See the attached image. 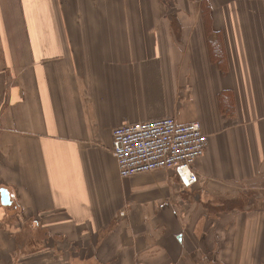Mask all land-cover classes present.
<instances>
[{"label": "crops", "instance_id": "0c3cea01", "mask_svg": "<svg viewBox=\"0 0 264 264\" xmlns=\"http://www.w3.org/2000/svg\"><path fill=\"white\" fill-rule=\"evenodd\" d=\"M12 1L0 264H264V0ZM162 118L208 138L191 188L117 173L113 130Z\"/></svg>", "mask_w": 264, "mask_h": 264}, {"label": "built area", "instance_id": "2783aa9c", "mask_svg": "<svg viewBox=\"0 0 264 264\" xmlns=\"http://www.w3.org/2000/svg\"><path fill=\"white\" fill-rule=\"evenodd\" d=\"M200 130L196 122L181 125L173 118L120 125L111 134V154L118 175L126 179L170 171L182 187H193L198 177L192 168L208 145L207 136Z\"/></svg>", "mask_w": 264, "mask_h": 264}, {"label": "rangeland", "instance_id": "374dc122", "mask_svg": "<svg viewBox=\"0 0 264 264\" xmlns=\"http://www.w3.org/2000/svg\"><path fill=\"white\" fill-rule=\"evenodd\" d=\"M164 1V0H163ZM193 1H195V0H193ZM0 9H2V11L3 12H5V10H7V5H13V6H15L16 4L14 3V1H12V2H7V0H0ZM133 4H132V2H130V7H129V9H130V11H128V8L127 7H125V6H123V7H118V9L119 10H123V12L124 13H134L133 12V9H135V11H141V8H137V7H134V6H132ZM199 6V5H198ZM196 4L194 5V9H196L197 10V7H198ZM9 7V6H8ZM168 8V7H167ZM166 7H165V5H162V8H161V11H162V13L164 12V10H166L167 9ZM170 8V7H169ZM199 8V13L202 15V11H203V9H205L204 8V6L203 5H201L200 4V6L198 7ZM10 11H12V7H11V10ZM7 12V14H6V16L7 15H9V11L7 10L6 11ZM16 12V11H15ZM12 13L13 14H15L13 11H12ZM136 13V12H135ZM138 13V12H137ZM169 13V12H168ZM18 14H19V12H18ZM16 15V14H15ZM205 18V16L203 17V19ZM5 24V23H4ZM3 24V25H4ZM9 24H12V25H15V29H16V26L18 27V24L16 23V24H14V23H9ZM9 24H7L8 26H9ZM19 25H21V24H19ZM18 29H19V27H18ZM259 186H256V188H255V192H256V195H258V194H260V195H258V196H262L261 194L263 193L262 192V189L261 188H258ZM258 188V189H257ZM247 190H250V189H247ZM8 192V191H7ZM264 194V193H263ZM256 199H258L257 197H256ZM257 206H260L259 204H256ZM262 206H264V205H262ZM263 253V250H261L260 251V255Z\"/></svg>", "mask_w": 264, "mask_h": 264}, {"label": "water", "instance_id": "95a60500", "mask_svg": "<svg viewBox=\"0 0 264 264\" xmlns=\"http://www.w3.org/2000/svg\"><path fill=\"white\" fill-rule=\"evenodd\" d=\"M0 204L3 207H10L9 193L6 190L0 189Z\"/></svg>", "mask_w": 264, "mask_h": 264}, {"label": "trees", "instance_id": "16d2710c", "mask_svg": "<svg viewBox=\"0 0 264 264\" xmlns=\"http://www.w3.org/2000/svg\"><path fill=\"white\" fill-rule=\"evenodd\" d=\"M201 5H203L204 8H205V9H203L201 16H203V17L205 16L206 17V15H208V7H207V4L203 1V2H201Z\"/></svg>", "mask_w": 264, "mask_h": 264}]
</instances>
